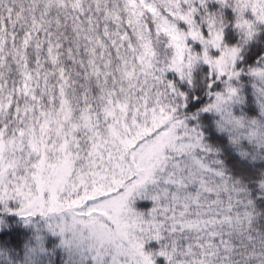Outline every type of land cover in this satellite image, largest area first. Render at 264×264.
Segmentation results:
<instances>
[{
	"label": "snow or ice",
	"instance_id": "6c2138e0",
	"mask_svg": "<svg viewBox=\"0 0 264 264\" xmlns=\"http://www.w3.org/2000/svg\"><path fill=\"white\" fill-rule=\"evenodd\" d=\"M0 264H264V0H0Z\"/></svg>",
	"mask_w": 264,
	"mask_h": 264
}]
</instances>
